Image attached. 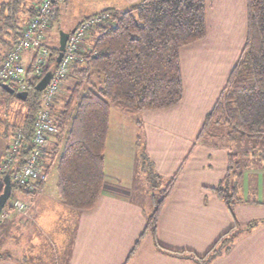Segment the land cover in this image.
Segmentation results:
<instances>
[{
    "label": "crops",
    "instance_id": "crops-1",
    "mask_svg": "<svg viewBox=\"0 0 264 264\" xmlns=\"http://www.w3.org/2000/svg\"><path fill=\"white\" fill-rule=\"evenodd\" d=\"M11 1L0 0V7L2 2ZM34 1L21 0L22 3L18 5L15 15H10L12 20L10 28L2 24L0 16V27H2L0 52L3 55L14 43L15 31L18 32L29 20L31 11L28 8ZM67 1L61 0L55 4L56 12L50 28L58 21L60 8ZM139 1L108 0L104 2L103 8L91 13H82L68 32L70 33L80 20L87 16L107 8L128 9ZM205 4L204 37L183 46L179 52L182 98L177 104L163 110L167 111L170 123H165L163 120L161 123L157 121L155 123V119L161 117L157 115L162 113L158 110L162 109L146 110L143 114L141 112L132 115L112 105L109 109L104 140L101 191L94 205L83 210L67 206L61 201L57 181L55 188L49 181L46 182L50 169L55 167L57 171L60 150L58 149L54 154L52 149L48 159L50 144L61 148L62 140L59 139L64 133L60 138L50 137L43 155V162L47 160L49 164L46 165L47 178L40 185V190L30 208L32 220H24V217L11 213V225L1 236L2 240L4 238L3 243L9 239L13 231L21 233L20 227L23 228L24 234L30 235L31 232L39 231L43 224L49 231L59 226L64 228L60 234L59 231L53 230L55 235H64V242L68 248L65 261L61 264H202L197 257L205 255L220 236L229 232L231 238L228 244L206 264H264V171L261 184L259 175L254 176L255 174L251 173L250 180L255 177L256 181L250 182L247 188L242 174L236 192L240 201L228 205L217 196L213 188L226 173L228 153L234 145L232 147L231 144L207 145L202 139H198L193 149L191 146L192 139L202 129L206 114L214 106L223 89L231 68L241 55L246 35V0H205ZM90 39V36L85 38L81 50L90 47ZM203 44L235 46V51L233 50L232 58L221 63L220 71L206 77L208 79L191 77L190 83L195 85L193 88L188 83V78H185V66L191 58L194 46H201L202 52ZM187 49H190L188 54ZM204 52L206 56L209 54L207 48ZM80 63L82 62L77 61L75 65L80 66ZM210 63L218 65L216 61ZM71 70L72 67L69 76L62 80L63 83L61 81L56 98L51 104L55 110L62 108L63 100L77 82ZM193 89L199 90L201 95L189 102L190 91ZM13 100L15 102V98ZM59 102L61 106H57ZM8 105L9 103H6V107ZM189 105L191 106L188 107ZM9 110H7L8 115ZM145 112L144 118L147 121L140 126V118L137 116L143 117ZM130 117L131 122H129ZM174 120H178V123L171 126ZM15 124L21 126L23 121ZM165 129L172 132L173 139H162ZM140 131L145 135L147 155L157 164L159 171L163 170L162 172L165 173L167 169L172 172L179 169L175 182L162 202L153 229L146 228L149 217L146 215L147 208L144 207V201L131 199L135 179L139 176L140 180H138L139 182L142 180V185L148 180L143 167L139 166L138 176L132 167L140 158L136 148L140 146L138 135ZM3 136L5 134L0 132V162L8 147V139ZM128 146L131 147L128 150L130 156L127 153ZM160 147L167 148L165 152L167 160L161 164L162 170L159 168V162H162L159 158L163 157V153L157 149ZM253 152L251 150L250 154ZM250 154L244 155L245 158H249ZM2 188L3 183L0 178V192ZM18 194L31 201L30 196L24 191L18 189ZM258 194L262 195L261 199L255 197ZM67 234L68 238H66ZM33 239L29 236L30 246ZM0 264L24 263L15 257L7 256L5 259H0Z\"/></svg>",
    "mask_w": 264,
    "mask_h": 264
},
{
    "label": "trees",
    "instance_id": "trees-1",
    "mask_svg": "<svg viewBox=\"0 0 264 264\" xmlns=\"http://www.w3.org/2000/svg\"><path fill=\"white\" fill-rule=\"evenodd\" d=\"M37 2L35 0L28 8L31 11L29 20L35 14ZM21 3V0L1 3L0 16L4 26H12L11 16ZM205 10V0H140L128 9L107 8L80 20L79 23L106 14L107 21L96 24L89 32L88 49L81 50L82 44L79 46L77 54L82 63L71 70L77 82L63 100L62 108L55 110L49 106L57 118L59 135L64 133L61 148L55 145L53 153L60 149L57 188L65 205L87 209L94 205L100 194L104 140L112 105L136 115L146 110L168 108L180 101L179 52L183 46L204 37ZM18 36L19 30L15 31L14 41ZM57 53L52 47L42 74L29 75L25 99H19L17 90L5 87L0 81V92L9 93V97L21 101L26 108L20 127L23 141L18 167L31 151L34 118L41 107L43 90H36L35 85L54 67ZM2 55L0 52V57ZM83 79L87 85L80 88ZM214 126L227 128L224 135L231 145L250 143L256 149L260 146L259 151L253 149L252 155L264 159V0H246V35L241 55L231 68L214 106L206 114L200 134L216 135L212 132ZM142 167L146 169L145 164ZM239 168L238 152L232 149L228 153L226 173L213 188L228 205L240 201L236 193L241 177ZM173 183L172 177L160 190V198L154 199V209L146 228H154L159 209ZM12 188L19 189L14 184ZM227 234L220 236L210 250L197 259L203 263L218 254L230 241Z\"/></svg>",
    "mask_w": 264,
    "mask_h": 264
},
{
    "label": "rangeland",
    "instance_id": "rangeland-1",
    "mask_svg": "<svg viewBox=\"0 0 264 264\" xmlns=\"http://www.w3.org/2000/svg\"><path fill=\"white\" fill-rule=\"evenodd\" d=\"M108 0H68L65 5L61 6L60 12H59V19L55 24L52 26V28L48 27L44 32V41L47 45H49V48L51 49L52 46L55 47L58 51L59 46V32H68L71 28L73 23H75L78 18L82 15V13H91L93 11H96L99 8L104 7V2H107ZM111 1V0H110ZM61 26V28H59ZM224 37V36H223ZM222 37V38H223ZM202 46V52L200 50L201 46H194V50L192 51L191 58L187 62L185 66V78L188 81V83L194 88V84L190 83V78L199 76L203 77V79H208L206 77L210 76L211 74H215V72H219L221 68V63H224V61H228V58H232L233 52L235 51V46H207L206 44H203ZM208 49L209 54L206 56V53L204 52L205 49ZM234 50V51H233ZM219 51V53H218ZM187 54L190 53V49H187ZM57 56V55H56ZM206 56V57H205ZM216 58V60H215ZM218 63V65L212 64L210 62ZM220 62V63H219ZM53 68V67H52ZM51 68V69H52ZM66 79V78H65ZM63 79V80H65ZM63 83V81H62ZM87 85V81L85 79L81 80L80 88ZM7 87L6 85H4ZM60 88V87H59ZM190 97L189 102L193 101L195 98L200 97L199 90H191L190 91ZM63 96V95H61ZM69 95H67L65 98H67ZM64 98V96H63ZM59 99V94H58ZM13 104H12V101ZM6 103H9V105L6 107ZM57 106H61L60 102L57 104ZM187 106V105H186ZM189 105L188 107H190ZM179 110H182L181 107H178ZM9 110V115L7 114V110ZM158 110L159 112L162 111V113H159L157 116L158 119H155L156 121L161 123H170L169 116L167 114V111ZM26 113V108L23 105L21 101H18L15 99V102L13 98L9 97L8 95H5L4 93L0 92V132L5 134V138L8 139V144H10L12 140L13 133L20 129L21 126L16 125L15 123L19 122V124L23 121V118ZM143 114V112L141 113ZM146 112L144 113L143 117L140 115L137 116V118H140V126H143L147 120H145ZM14 118V119H12ZM131 118V117H130ZM161 118V119H159ZM142 119V121H141ZM172 119V118H170ZM132 118L129 122H131ZM154 120V119H153ZM163 120V121H162ZM205 120V118H204ZM152 123V121H151ZM178 123V120H174V122L171 124L173 126L174 124ZM204 123V122H203ZM5 129V131H4ZM166 130V129H165ZM227 130L225 126H214L213 133L216 135L210 136L208 134L203 133L202 135L200 133H197L196 137L192 139V149L195 146L196 142L199 141L198 139H202L203 143H206L207 145L213 144H230L227 141V136L224 135V132ZM201 132V130H200ZM126 134L128 136V133L126 131ZM139 140H140V146L136 147L138 150V157L139 161L138 163H134L132 166L133 169L136 170L137 176L140 172L139 166L142 167L145 164L146 169H144L145 177H150V180H145L144 184L142 185V180L139 182V176L137 179H135V186L133 188V192L131 195V199L135 201H144V207L147 208L146 215L149 217V215L153 211V202L154 199L160 198V190L171 180V178H174V182L178 176L179 169L175 172H172V170H165L167 172H162V166L161 164L167 160V157L165 156V152L167 148H157L160 153H163V157L159 158L162 160V162H159V168L162 171H159L156 167L157 164L152 161V159L147 155V152L145 150V135L143 131H140L138 133ZM172 132L169 130H166L163 133L162 139L163 140H169L173 139L171 136ZM200 136V137H199ZM62 137V136H61ZM128 139V137H126ZM62 138L59 139L61 141ZM239 144V143H238ZM231 145L230 147H232ZM260 146H257V149L255 146L253 147L252 144H235L233 146V149L237 150L238 152V160L240 162V170H241V177L242 174L244 176V182L245 186L249 185V183H253L256 181V178H252V181L250 180L251 173H254V176L259 175L260 177V184L263 181L262 180V174L264 171V159L261 160L258 155H252L250 154L251 150H257L259 151ZM53 149V145L50 144L49 147V157L51 156V151ZM127 149V148H126ZM131 147L128 146L127 153L129 155L128 150H130ZM45 150V149H44ZM264 148L262 149V151ZM6 152V151H5ZM142 152V153H140ZM245 154H250L249 158H245ZM142 155V157H141ZM130 156V155H129ZM4 158V155L2 159ZM262 158V157H261ZM1 159V162H2ZM53 161V159H52ZM0 162V167H1ZM245 162V163H244ZM263 164V165H262ZM44 165H49L47 160L44 161ZM138 166V167H137ZM136 167V168H135ZM247 168V169H244ZM0 168V178L3 183V176L5 175L1 171ZM172 172V173H171ZM244 172V173H243ZM253 176V175H252ZM241 177L239 179V184L241 182ZM139 179V180H138ZM144 180V179H143ZM55 188V184L57 181V171L55 167H52L50 171L48 172V178L47 181ZM141 183V184H140ZM12 184L13 181H12ZM15 185V184H14ZM216 184L215 186H217ZM170 191V190H169ZM153 193V194H152ZM37 195V194H36ZM35 195V197H36ZM34 197V198H35ZM257 199H261L262 195L258 194ZM34 198L26 200L25 198L21 197L18 194L17 188H12L11 194L6 201L4 207L11 208L13 207V204L16 200H21L22 202L29 204L28 209L25 211H11L9 213V216L3 217L0 219V259H5L7 256L15 257L19 259L24 264H53L58 263L61 264L63 261H65V256L68 254V248H66V244L64 242V235L59 236L60 232L64 229L63 227L59 226L57 228H52V230L49 231L46 226L41 224V228L37 232H31L32 234H24V230L22 227H20L21 233H18L17 231H13L11 236L8 237L7 241L3 243V240L1 239L2 234H4V231L11 225L10 222V215L11 213H15L22 218L24 217V220H32V210L30 208L32 207L34 203ZM243 200V199H242ZM147 201V202H146ZM25 212V213H23ZM60 216V214H59ZM51 217V216H50ZM27 218V219H26ZM23 220V219H22ZM33 221H30V223ZM35 224V222H33ZM40 224V223H39ZM32 229V228H31ZM53 230L59 231V234L55 235ZM69 230V227H68ZM67 231V229L65 230ZM69 234V233H68ZM68 234L66 238H68ZM29 236H32L34 239L31 242V246L29 243ZM70 238V236H69ZM3 243V244H2ZM227 245V244H226ZM225 245V246H226ZM32 247V248H31ZM25 253V256H24ZM188 256V255H187ZM208 261H204L203 263L206 264ZM202 263V262H201ZM202 263V264H203Z\"/></svg>",
    "mask_w": 264,
    "mask_h": 264
},
{
    "label": "built area",
    "instance_id": "built-area-1",
    "mask_svg": "<svg viewBox=\"0 0 264 264\" xmlns=\"http://www.w3.org/2000/svg\"><path fill=\"white\" fill-rule=\"evenodd\" d=\"M59 1L61 0H38L36 3L35 14L20 28L18 38L0 59V81L4 85L23 91L30 76L42 74L50 54L49 45L44 41V31L50 27L55 14V4ZM106 21V14L91 17L79 23L69 33L61 60L58 63L55 61L52 77L43 89L41 107L34 118L31 151L21 166L18 167L17 163L23 141L22 130L14 132L8 144L1 162V171L9 175L11 183L13 181L19 190L24 191L31 199L38 194L40 185L47 178V167L43 162L45 146L50 137L60 136L57 118L49 106L56 98L61 80L68 75L77 61H82L81 56L77 54L79 46L96 24H106ZM28 206L29 204L16 200L10 209L3 207L0 219L3 215L8 217L11 211H25Z\"/></svg>",
    "mask_w": 264,
    "mask_h": 264
},
{
    "label": "water",
    "instance_id": "water-1",
    "mask_svg": "<svg viewBox=\"0 0 264 264\" xmlns=\"http://www.w3.org/2000/svg\"><path fill=\"white\" fill-rule=\"evenodd\" d=\"M68 35H69V32H63V31L59 32V46H58V53L56 56V63H58L61 60L63 51L65 49V45H66ZM52 74H53L52 69L48 70L41 77V79L37 82V84L35 85V89L38 91H42L45 88V86L47 85V83L49 82V80L51 79ZM9 90L12 91L11 89H9ZM16 96L19 99H25L27 96V91L26 90L18 91L16 93ZM11 190H12V183L10 180V176L5 174L3 176V188H2V191L0 192V213H1L6 201L8 200V198L11 194Z\"/></svg>",
    "mask_w": 264,
    "mask_h": 264
}]
</instances>
